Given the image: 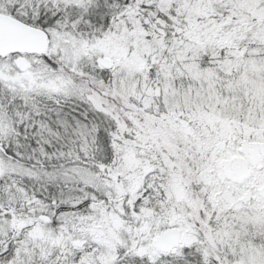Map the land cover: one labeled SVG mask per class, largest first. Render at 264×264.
Segmentation results:
<instances>
[{"label":"snow or ice","instance_id":"obj_1","mask_svg":"<svg viewBox=\"0 0 264 264\" xmlns=\"http://www.w3.org/2000/svg\"><path fill=\"white\" fill-rule=\"evenodd\" d=\"M0 264H264V0H0Z\"/></svg>","mask_w":264,"mask_h":264}]
</instances>
